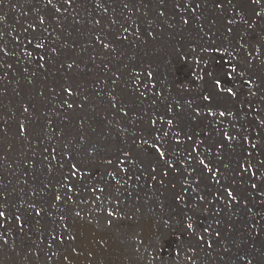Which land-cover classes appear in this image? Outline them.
I'll return each instance as SVG.
<instances>
[{
  "label": "rangeland",
  "instance_id": "1",
  "mask_svg": "<svg viewBox=\"0 0 264 264\" xmlns=\"http://www.w3.org/2000/svg\"><path fill=\"white\" fill-rule=\"evenodd\" d=\"M235 14L264 29V0H0V264H264V183L243 189L241 141L212 177L181 137L209 79L264 121V45L227 55ZM217 56L226 85L205 71ZM221 117L241 135L245 117ZM43 198L66 203L59 234L25 221Z\"/></svg>",
  "mask_w": 264,
  "mask_h": 264
},
{
  "label": "bare ground",
  "instance_id": "2",
  "mask_svg": "<svg viewBox=\"0 0 264 264\" xmlns=\"http://www.w3.org/2000/svg\"><path fill=\"white\" fill-rule=\"evenodd\" d=\"M235 15L238 17V22L240 21L242 23L243 19L241 15ZM243 23L244 26L242 31L240 29L241 36L238 35V37H236L235 34H230L233 35L235 42H232V49L226 50V53H228L227 55L232 58H235L238 54L251 56L250 50L253 49V46H256L258 42H261L262 45H264V29L258 27L254 22ZM259 38H261L260 41L258 40ZM234 53L236 54L235 57ZM258 55L262 56L263 54L261 52L258 53ZM208 67L209 68L205 69V71L217 74V82L220 80L219 78H225L223 79L224 85H226L227 82H230L227 80L228 77L226 75L228 74L230 76L232 74L233 66L227 60L217 56L212 63H209ZM182 74L183 77L179 76L177 81H187L186 83L194 82L192 79H185L187 78L186 71ZM222 74H225L224 77L221 76ZM210 80L211 79H209L205 84V94L208 96H204L203 94L201 99L204 108L199 112L198 118L191 122L192 125L190 126L189 134L183 133L181 137L184 138L187 136L186 138L194 142V144L199 147L200 155L211 162L208 165H205V167L212 177L222 175L224 165L223 153L225 151V147L231 145L228 143L236 140V138L239 139L241 142H237L243 146L244 163L241 165L238 175L242 181L243 189L245 190L249 188V186L251 188L252 185H254L253 183L256 181L264 183V121L257 119V115L261 112V110L257 112V110L251 106H242L238 101L239 93H236L235 90L233 94L226 97L227 99L225 96L224 98L216 97V93H213L210 89L211 87H209L212 86V82ZM242 86H245V88L254 92L257 90L254 83L250 84L247 81H244ZM241 90H243V88H241ZM216 114L222 116L221 120L227 127L229 125V119L232 121V118L235 115L239 114L245 117L246 126H244L243 129H240L241 135L230 137L226 129L218 128L214 123H211L209 119H215ZM208 116H212V118ZM43 122L44 123H39L41 125L52 124L51 118L48 119V121L44 120ZM59 129L60 128L58 127H54L50 131L54 132L53 130L57 131ZM54 140L55 135L53 133L47 135L43 139V143H45V146H49ZM245 161L248 164H245ZM216 182L217 179H215L214 184H216Z\"/></svg>",
  "mask_w": 264,
  "mask_h": 264
},
{
  "label": "flooded vegetation",
  "instance_id": "3",
  "mask_svg": "<svg viewBox=\"0 0 264 264\" xmlns=\"http://www.w3.org/2000/svg\"><path fill=\"white\" fill-rule=\"evenodd\" d=\"M61 152H63L61 150ZM88 161L90 160L87 159ZM74 164H68L67 165V169L69 166H73ZM77 165V164H76ZM78 166V165H77ZM75 167V165H74ZM78 171L81 172L80 166H78ZM66 179V177H64ZM80 178V177H79ZM79 178L77 179V182L79 180ZM65 207H66V203L63 204V201L60 200L59 202H57L56 204L50 205L48 203V200H41L38 203H33V204H29L25 207L26 214H25V221L27 224L30 225V229L32 228L33 230H36L37 227H39V225L37 226L36 224L42 222V217H45V219H53L54 220V232H56L57 234L61 233V221L60 219L64 217V212H65ZM11 210H14L13 213L10 212V208L9 206H7V209L4 210L3 213H7V216L9 219L11 217H19L20 213L16 208H13ZM36 227V228H35Z\"/></svg>",
  "mask_w": 264,
  "mask_h": 264
}]
</instances>
